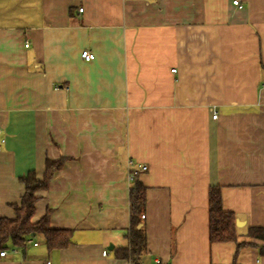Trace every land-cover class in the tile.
<instances>
[{
  "label": "crops",
  "instance_id": "0c3cea01",
  "mask_svg": "<svg viewBox=\"0 0 264 264\" xmlns=\"http://www.w3.org/2000/svg\"><path fill=\"white\" fill-rule=\"evenodd\" d=\"M238 1L0 0V217L20 176L64 157L33 220L49 209L72 230L65 248L37 234L0 264H132L116 256L128 160L146 166L140 264H264L252 246L234 257L264 244L246 236L264 228V0ZM211 185L244 223L236 242L208 240Z\"/></svg>",
  "mask_w": 264,
  "mask_h": 264
},
{
  "label": "trees",
  "instance_id": "16d2710c",
  "mask_svg": "<svg viewBox=\"0 0 264 264\" xmlns=\"http://www.w3.org/2000/svg\"><path fill=\"white\" fill-rule=\"evenodd\" d=\"M66 158L45 160L44 173L37 178L35 171L30 170L18 180L23 185V193L19 201L10 203L13 216L0 217V251L8 248L23 249L34 235H41L48 250L65 248L71 241L72 230L55 229L49 225L50 210H46L36 220L35 203L39 199L37 191L46 190L53 179L55 172L59 171ZM134 177L128 190L129 197V228L128 246L116 251L119 258H129L132 264H140V258L145 252L146 235L141 225L139 215L143 213L146 204V187L137 179L139 168H133ZM208 240L213 242H236L237 232L235 215L233 212L222 208L221 192L219 185L208 187ZM246 236L264 242V228L248 227ZM257 248L258 253L264 255V244L254 242H237L235 254L243 247Z\"/></svg>",
  "mask_w": 264,
  "mask_h": 264
},
{
  "label": "built area",
  "instance_id": "2783aa9c",
  "mask_svg": "<svg viewBox=\"0 0 264 264\" xmlns=\"http://www.w3.org/2000/svg\"><path fill=\"white\" fill-rule=\"evenodd\" d=\"M232 4L237 5L238 7H240V4H239L238 0H232ZM79 11H81V8H79ZM25 46H27V43H25ZM79 55H80V58L82 60H84V61H91L93 59L92 53L90 51H88V50H82ZM263 85H264V83H263ZM216 116L217 115L215 113L212 114V118H216ZM3 142H4V138H0V143H3ZM127 166H128V168H127V178H128L129 181H131L133 179V177H134L135 171H131V170H133V168H132V162L130 160H128ZM145 169H146V166L140 167V170H145ZM143 217H144V215L141 214L140 218H143ZM34 244H36V243H34ZM5 254H6V250L0 251V257L5 256ZM103 254H105V251H103ZM156 262H157V260H156Z\"/></svg>",
  "mask_w": 264,
  "mask_h": 264
},
{
  "label": "water",
  "instance_id": "95a60500",
  "mask_svg": "<svg viewBox=\"0 0 264 264\" xmlns=\"http://www.w3.org/2000/svg\"><path fill=\"white\" fill-rule=\"evenodd\" d=\"M243 224H244L243 221H240V220H238V219H235V225H236V226L240 227V226H242Z\"/></svg>",
  "mask_w": 264,
  "mask_h": 264
},
{
  "label": "rangeland",
  "instance_id": "374dc122",
  "mask_svg": "<svg viewBox=\"0 0 264 264\" xmlns=\"http://www.w3.org/2000/svg\"><path fill=\"white\" fill-rule=\"evenodd\" d=\"M31 239L34 240V241H35V240L38 241V238H33V237H32Z\"/></svg>",
  "mask_w": 264,
  "mask_h": 264
}]
</instances>
